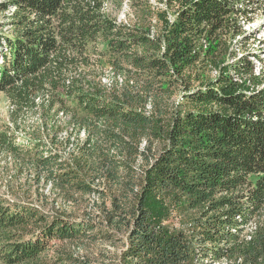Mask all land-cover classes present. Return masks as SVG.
Returning a JSON list of instances; mask_svg holds the SVG:
<instances>
[{
  "label": "trees",
  "instance_id": "obj_1",
  "mask_svg": "<svg viewBox=\"0 0 264 264\" xmlns=\"http://www.w3.org/2000/svg\"><path fill=\"white\" fill-rule=\"evenodd\" d=\"M160 1L134 0L149 27L122 0L0 4V183L42 201L0 194V264H100L101 242V264H264L259 2Z\"/></svg>",
  "mask_w": 264,
  "mask_h": 264
},
{
  "label": "rangeland",
  "instance_id": "obj_2",
  "mask_svg": "<svg viewBox=\"0 0 264 264\" xmlns=\"http://www.w3.org/2000/svg\"><path fill=\"white\" fill-rule=\"evenodd\" d=\"M5 1L7 0H0V4L4 3ZM149 2L150 4H152L151 7L155 8L154 11H156V9L165 10L167 8L166 5L160 0H149ZM258 2H259L258 7H256L254 14L251 16L250 22H247L245 24L242 22L243 30L247 32L248 36H250V38L255 37V41L252 38L249 40V42L246 44L245 50L246 52H256L260 56V58H257V59H255L254 57H251L255 65V72L257 74H259L261 71H264V0H258ZM106 9H107L106 10L107 14H111L112 17L117 19L119 23H124L128 25L130 24L131 26L140 25V26L149 27L150 21L147 18V13L144 12L143 9L139 7L138 3L134 2V0H122V5L120 7H116L113 4H108ZM11 14H12V10L7 11L6 13L0 15V25L8 24L7 26H4L1 28L2 32L7 33V34L10 33L12 30V26L11 24L8 23L9 21L7 19L8 16H11ZM153 24H155L154 21H153ZM253 33L255 34L253 35ZM239 40L241 41V38L235 41L234 46L236 45L235 47H240L239 49L241 51L243 50L244 47L239 43ZM1 64L2 63L0 61V65ZM106 81L108 82V79H106ZM10 109H11V106L6 96L3 94H0V121L2 124H7V125L12 124L10 123V111H11ZM36 120L37 119L35 117H31L28 120L27 124H31V123L33 124V122H35ZM24 137L25 136H22L21 139L25 140ZM10 174H14V172L10 171ZM27 189H28L27 187L25 188L20 187V189H17L16 187L15 189H12V192H10L9 190V193H6L7 189L4 186V182L3 184L0 183V194L5 195L7 199H14V197L22 196L25 190ZM27 192L24 193L23 200L30 201L35 204L42 203V201H38L33 191H27ZM58 205L61 206L60 204ZM63 205L66 208L72 206L71 203H68V204L66 203ZM50 207L51 205L48 206V208ZM78 212H81L80 208ZM58 249H59L58 247H52V250L51 251L49 250L48 253H46V256H50V257L54 255L59 256L61 253L59 254ZM71 249L73 252L76 251V249L73 250V247ZM109 250L112 252H117L116 249L112 247L108 242H101L97 246H94V245L91 246L87 254L93 260H96L97 263L101 264L103 263L102 262L104 258L103 254H105ZM86 251H87L86 249L83 250V254H86ZM51 260L52 259L50 258L49 260L43 259L40 263L41 264H51Z\"/></svg>",
  "mask_w": 264,
  "mask_h": 264
},
{
  "label": "built area",
  "instance_id": "obj_3",
  "mask_svg": "<svg viewBox=\"0 0 264 264\" xmlns=\"http://www.w3.org/2000/svg\"><path fill=\"white\" fill-rule=\"evenodd\" d=\"M172 19V18H171Z\"/></svg>",
  "mask_w": 264,
  "mask_h": 264
}]
</instances>
